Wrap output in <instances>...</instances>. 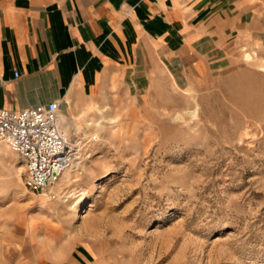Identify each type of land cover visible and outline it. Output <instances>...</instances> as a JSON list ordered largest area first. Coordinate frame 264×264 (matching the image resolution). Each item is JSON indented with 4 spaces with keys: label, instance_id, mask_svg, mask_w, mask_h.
<instances>
[{
    "label": "rangeland",
    "instance_id": "374dc122",
    "mask_svg": "<svg viewBox=\"0 0 264 264\" xmlns=\"http://www.w3.org/2000/svg\"><path fill=\"white\" fill-rule=\"evenodd\" d=\"M145 102L125 115L105 99L54 197L26 189L0 144V264L63 261L78 245L101 264H264V17L228 68L159 76Z\"/></svg>",
    "mask_w": 264,
    "mask_h": 264
},
{
    "label": "crops",
    "instance_id": "0c3cea01",
    "mask_svg": "<svg viewBox=\"0 0 264 264\" xmlns=\"http://www.w3.org/2000/svg\"><path fill=\"white\" fill-rule=\"evenodd\" d=\"M263 17L264 0H0V108L55 101L60 129L80 139L107 98L137 114L159 76L184 83L228 68ZM18 264L101 262L78 245L63 261Z\"/></svg>",
    "mask_w": 264,
    "mask_h": 264
},
{
    "label": "built area",
    "instance_id": "2783aa9c",
    "mask_svg": "<svg viewBox=\"0 0 264 264\" xmlns=\"http://www.w3.org/2000/svg\"><path fill=\"white\" fill-rule=\"evenodd\" d=\"M0 143L23 161L25 188L52 197L63 173L83 159V140H73L62 132L55 101L21 111L0 108Z\"/></svg>",
    "mask_w": 264,
    "mask_h": 264
},
{
    "label": "bare ground",
    "instance_id": "6f19581e",
    "mask_svg": "<svg viewBox=\"0 0 264 264\" xmlns=\"http://www.w3.org/2000/svg\"><path fill=\"white\" fill-rule=\"evenodd\" d=\"M91 139L96 140V136H94V135L91 136ZM75 171H76V169H72V170H68V171L64 172L63 175L61 176L60 180L66 182V183H69V184L73 183L74 182L73 181L74 180V176L71 175V172H75Z\"/></svg>",
    "mask_w": 264,
    "mask_h": 264
}]
</instances>
